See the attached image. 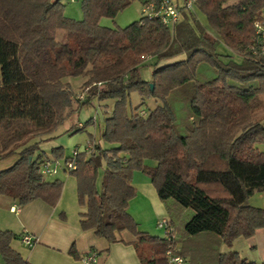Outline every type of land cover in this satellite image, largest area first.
Masks as SVG:
<instances>
[{
	"label": "trees",
	"instance_id": "obj_1",
	"mask_svg": "<svg viewBox=\"0 0 264 264\" xmlns=\"http://www.w3.org/2000/svg\"><path fill=\"white\" fill-rule=\"evenodd\" d=\"M131 2L84 0L83 19L74 21L63 15L64 0H0V162L16 157L0 171V196L19 207L34 201L55 207L63 183L46 181L42 167L62 158L63 150L52 148L46 156L38 152L39 144L81 107L114 100L102 133V141L113 147L77 153L75 170L62 169L76 180L78 205L86 209L81 230L109 244L133 246L141 264H170L165 255L170 244L140 232L128 213L137 171L163 204L192 213L182 236L196 243L189 254L184 242L175 249L177 239L171 244L175 256L196 263L199 238L210 237L208 254L197 252L202 260L254 264L236 252L220 254L217 246L229 248L234 240L264 230V207L248 202L255 193L264 195V152L256 147L264 141V113L258 115L264 110V56L251 51L264 0H197L193 11L181 10L172 29L142 16L123 29L99 25ZM197 14L205 17L204 27ZM217 45L241 62L225 60ZM147 63L154 67L149 82L139 72ZM202 67L213 77L203 76ZM74 78L86 80L81 98L64 82ZM133 93L141 100L136 107ZM146 100L155 106L140 110ZM177 103L187 107L181 124ZM123 233L133 241L121 239ZM16 238L0 230V264H30L11 248ZM69 254L79 258L73 247Z\"/></svg>",
	"mask_w": 264,
	"mask_h": 264
},
{
	"label": "crops",
	"instance_id": "obj_2",
	"mask_svg": "<svg viewBox=\"0 0 264 264\" xmlns=\"http://www.w3.org/2000/svg\"><path fill=\"white\" fill-rule=\"evenodd\" d=\"M83 128L78 124L75 129L68 130L72 134L76 130H83ZM59 144L62 148L61 143ZM95 146L96 143L93 140L92 143L85 146L83 153L90 155ZM74 151L83 154L79 153L77 149ZM147 165L152 166L153 164L147 162ZM60 179L63 182V191L57 205L53 208L41 201H34L25 207H19L11 198L0 196V230L9 231L17 237L11 242V248L30 264H85L83 259L89 253L97 255V264H141L133 246L123 243L109 244L105 240L95 237L92 231L81 230L80 215L84 214L86 209L79 205L77 207L79 210L74 208L71 211L67 210L65 206L61 207V200L67 191L71 195L74 192L76 204H78L76 180L71 175H63ZM130 185L136 191V196L130 201L128 212L137 223L138 230L148 235L158 236L160 230L157 229L156 223L161 219H167L174 230V241L181 239L175 249L180 250L184 242L187 246L186 252L190 254L196 242L192 238H183L182 235L185 222L190 219L192 213L171 203L163 204L149 179L141 172L133 173ZM125 234L127 233L122 234L121 239L127 243L132 242L133 237L128 238ZM26 235L33 239L32 248L25 247L21 242V238ZM199 239L205 245L212 243H210L212 240L210 237ZM202 243L199 244L202 245ZM72 247L79 258H74L69 254ZM213 251L215 250H212L214 257ZM217 251L220 254L230 252ZM186 262L187 259L184 263L188 264Z\"/></svg>",
	"mask_w": 264,
	"mask_h": 264
},
{
	"label": "rangeland",
	"instance_id": "obj_3",
	"mask_svg": "<svg viewBox=\"0 0 264 264\" xmlns=\"http://www.w3.org/2000/svg\"><path fill=\"white\" fill-rule=\"evenodd\" d=\"M84 0H64V9L63 15L68 19H72L74 21H81L83 19V14L81 13V4ZM148 0H132L129 7L125 10L120 12L114 20L108 18H101L99 20V25L104 28H120L123 29L138 21L141 18V8L142 4ZM200 24L204 27L206 25V19L203 15L197 14ZM62 37V32L57 34V39L60 40ZM217 53L225 56V60L229 61L232 60L235 63H240L241 58L235 56L229 48L225 47L224 45H217L216 47ZM147 60V59H145ZM163 65V64H162ZM161 66V65H160ZM154 71V67L150 64H145L140 68V77L143 81L149 82L151 80L152 73ZM203 76L206 78L213 77V74L208 69V67H202L201 72ZM86 80L84 78H74V79H67L64 82L68 83L73 93L75 94L76 98H81L83 95V84ZM131 106L136 107L140 104L141 100L137 93H133L130 96ZM264 100V97H263ZM114 106V100H105V101H97L93 100L87 106L81 107L79 110L75 111L72 116L68 117L67 119L63 120L61 126L50 136V139L44 141L39 144V153H44L46 156H50L51 150L53 147H60L62 145V150L64 156L62 158H57L53 161L52 166L57 168L58 175L54 176H47L45 177L46 181L51 182L54 180H60V177L63 175H70L69 173H64L62 170V164L64 163V159L69 157L72 152L77 149L79 153H83L85 146L89 145L93 142L96 143V146H100L102 149H110L113 147L112 145H108L102 141V133H103V126L104 121L108 117H111L112 110ZM155 104L152 100H146L144 106L140 110H146L147 108H153ZM73 109H76V104H73ZM177 119L179 124L183 123L185 115L187 113V107L183 104H175ZM72 109V110H73ZM264 113V110L258 112V115ZM80 124L84 128L79 132H73L70 134L69 130H73L76 126ZM69 129V130H68ZM260 152H264V141L256 146ZM16 157H12L6 161L0 162V171L5 170L11 165L14 164ZM104 172V165L99 168L97 172V187H100V181ZM62 182V181H61ZM63 183V182H62ZM63 191V189H62ZM75 194L71 195L69 191H67L64 195V198L61 203V207L65 206L67 210L71 211L72 209L79 210L78 204H76V197ZM264 195L260 193H255L249 199V205L253 207H264ZM129 208V207H128ZM138 210V209H137ZM136 210V211H137ZM130 213V212H128ZM141 215V214H140ZM131 216V215H130ZM132 217V216H131ZM141 231V230H140ZM126 237H131L128 233L125 234ZM150 236L164 238V233L160 230L158 236L151 234ZM199 246L201 247L199 250ZM218 250L223 252H236L241 259L246 260L247 262H251L254 264H263L264 263V230H259L255 235L250 239L238 238L233 241L231 247H227L225 244L218 243L217 246ZM197 250V251H196ZM196 252H194V264H209L208 259L202 260L203 254H208L207 246L202 243L196 246ZM200 252L202 255L200 256ZM189 264V263H188ZM211 264V263H210Z\"/></svg>",
	"mask_w": 264,
	"mask_h": 264
},
{
	"label": "built area",
	"instance_id": "obj_4",
	"mask_svg": "<svg viewBox=\"0 0 264 264\" xmlns=\"http://www.w3.org/2000/svg\"><path fill=\"white\" fill-rule=\"evenodd\" d=\"M196 1L197 0H182L180 4H178L176 0H160L158 3L150 1L142 5L141 15L147 19H157L163 26L172 29L180 20L181 10L193 11ZM254 32L255 46L251 49L252 54L254 56H264V12L262 13V17L255 21ZM140 115L144 116L145 114L142 112ZM76 155L77 152L73 151L71 159H69L70 161L62 164L61 167L63 170H66L67 172H73L75 170ZM53 161L54 160L45 162L42 167L43 175L54 176L57 174V168L52 166ZM156 227L163 231L165 240L170 244L165 253L168 258V263L184 264V260L181 257L174 255L175 250H173L171 246L175 240V234L170 221L167 219H161L156 223ZM21 242L27 248L33 247V239L28 235L23 236ZM83 260L85 264H97V255L95 253H89Z\"/></svg>",
	"mask_w": 264,
	"mask_h": 264
},
{
	"label": "water",
	"instance_id": "obj_5",
	"mask_svg": "<svg viewBox=\"0 0 264 264\" xmlns=\"http://www.w3.org/2000/svg\"><path fill=\"white\" fill-rule=\"evenodd\" d=\"M152 88H153V86L152 85H150V89L152 90ZM30 160V159H29Z\"/></svg>",
	"mask_w": 264,
	"mask_h": 264
}]
</instances>
